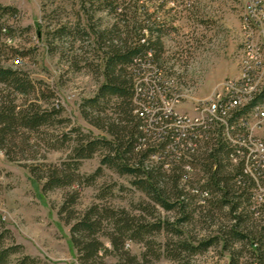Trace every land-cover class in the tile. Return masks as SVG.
<instances>
[{
    "label": "trees",
    "instance_id": "trees-1",
    "mask_svg": "<svg viewBox=\"0 0 264 264\" xmlns=\"http://www.w3.org/2000/svg\"><path fill=\"white\" fill-rule=\"evenodd\" d=\"M133 2L82 0L88 18L95 9L121 20L100 30L90 25L91 33L84 32L87 38L94 36V44L102 52L103 65L97 67L104 82L93 98L84 101L82 114L110 138H94L75 128L72 132L77 139L67 160L59 164L24 163V167L43 183L44 193L68 189L59 215L71 227L80 264H100L109 255L118 256L119 264H152L162 257L174 264H197L193 259L213 248L228 253L231 264H241L245 256L251 264H264V198L259 201L256 196L264 194V158L250 150L256 139H251L245 117L264 107V87L248 103L225 109L224 122H212L198 133L179 134L172 125L173 118L162 111L150 121V113L144 108L157 105L146 92V72L153 69V78L165 86L162 54L169 32L156 15L147 13V23L140 22L137 2ZM14 13L11 7H0V39L6 38L5 47H0V150L12 161L22 162L14 157L37 154L45 140L52 149L62 148L68 133L45 138L43 131L70 121L62 117L63 109H44L41 102H47L48 97L26 73L2 65L1 58L10 50L18 54L7 47L14 38L2 23L5 14ZM70 37L71 31L65 28L54 33L57 41ZM111 105L115 113L109 115L106 108ZM57 142L62 145L57 146ZM99 153L102 166L120 176H131L133 186L150 200L135 207L139 215L100 204L82 212L76 209L82 189L92 186L102 171L100 168L85 179L82 163ZM193 165L200 168L195 176L188 173ZM159 209L172 217L162 216ZM197 224L200 232L189 231L193 226L196 232ZM156 234L166 241L158 243ZM12 239L0 216V264H9L12 255L24 254L23 246ZM8 240L13 244L6 245ZM129 241L142 245L145 251L132 255L126 248ZM38 262L24 255L16 264Z\"/></svg>",
    "mask_w": 264,
    "mask_h": 264
},
{
    "label": "rangeland",
    "instance_id": "rangeland-1",
    "mask_svg": "<svg viewBox=\"0 0 264 264\" xmlns=\"http://www.w3.org/2000/svg\"><path fill=\"white\" fill-rule=\"evenodd\" d=\"M135 1L139 8L137 13L140 22L147 23V13L153 17L156 15L158 23L165 25L169 32L164 40L162 54V82L181 96L177 112L193 116L197 102H204L207 98L220 94L227 88L228 79L241 77L246 62L243 47L248 40L241 25L242 20H246L251 13L245 12V9L249 4L255 7L259 1H263L264 10V0ZM143 6L146 9L143 10ZM0 7L16 10L15 16L5 14L2 23L10 28L14 38V42L7 47L18 51V54L11 50L5 54L1 58L2 65L18 68L26 73L48 97L47 102H41L44 109H52L53 106L63 109L62 117L70 121L43 131L45 138L62 137L68 133L69 138L60 149H52L47 140H42L35 156H13L16 160H22L23 164L12 161L0 150V216L5 228L11 232L12 240L24 248V254L12 255L9 264H16L24 255L39 259L38 264H80L77 250L71 241V227L59 215L68 189L44 193L43 183L32 176L24 163L59 164L67 160L77 139L72 132L75 128L94 138H110L106 132L91 125L82 114L84 101L93 98L104 82L97 67L103 65L102 52L94 44V36L87 38L84 32L91 33L90 25L100 30L121 20L115 14L95 12V9L90 10L88 18L82 0H0ZM259 11H256L261 14V17L257 16L258 21L264 29V12ZM61 28L70 30L72 37L63 41L55 40L54 33ZM262 32L261 38H264V31ZM144 33L148 36L147 27ZM5 41V37L0 39V47H5ZM248 59V64L255 61L252 57ZM146 75L152 79L156 73L154 74L153 69H147ZM161 92L163 95L164 92ZM106 109H109V115L115 113L111 110L115 109L112 105ZM245 117L248 129H254L255 136L264 141V121H261V127H255L258 120L254 112ZM61 145V142H57V146ZM154 162L157 163V159ZM100 168L102 171L95 183L82 189L76 206L78 211L100 204L114 209L124 208L137 215L140 212L136 208L150 202L144 193L133 186L131 176H120L102 166L101 153L84 160L81 173L87 179ZM171 168L165 169L168 171ZM192 168L188 173L191 176L197 175L200 168L194 165ZM256 196L259 201L264 198L263 193H257ZM158 211L162 216L171 215L160 209ZM147 216L151 220L152 217ZM188 229L193 233L202 230L199 224L196 232L193 226ZM155 239L158 243L166 241L162 235H157ZM103 242L112 250L107 239L104 238ZM11 244L13 242L10 240L6 242L8 246ZM126 248L137 256L145 251L142 245L130 241ZM193 262L231 264L229 254L221 248H213L195 257ZM151 263L174 264L165 257L159 262ZM100 264H119V257L109 255ZM241 264H251V259L245 256L241 259Z\"/></svg>",
    "mask_w": 264,
    "mask_h": 264
},
{
    "label": "built area",
    "instance_id": "built-area-1",
    "mask_svg": "<svg viewBox=\"0 0 264 264\" xmlns=\"http://www.w3.org/2000/svg\"><path fill=\"white\" fill-rule=\"evenodd\" d=\"M263 6H250L246 7L245 12H251L250 20H242V30L248 35L246 44H250L249 55H246V67L243 69V74L239 79L230 78L226 82L227 88L216 96L207 98L204 102H197L194 106L195 114L188 116L176 111L178 103L181 101V96L173 92L167 85L161 87L152 77L145 78L146 92L149 98L154 99L157 106L144 108L148 109L150 113V121H155L156 114L162 111L167 117L173 118V127L177 128L179 134L185 136L189 132L198 133L202 128L208 126L212 122H224L225 109L235 108L238 105L248 103L250 99L264 87V73H259V67H250L248 65V57H255L259 60L264 59V40L261 35H254V26H261L258 21L260 12ZM257 11V12H256ZM261 31L264 29L261 26ZM233 85V86H230ZM138 85V93L140 94L141 88ZM169 90V91H168ZM164 94L162 95V92ZM257 109V108H256ZM257 122L255 127H261V121H264V109H257L255 112ZM248 126V123H247ZM254 127V128H255ZM250 131L251 139H256L252 142L250 147L251 152H256L259 157L264 158V141L255 136L254 129ZM196 137V135H194Z\"/></svg>",
    "mask_w": 264,
    "mask_h": 264
},
{
    "label": "bare ground",
    "instance_id": "bare-ground-1",
    "mask_svg": "<svg viewBox=\"0 0 264 264\" xmlns=\"http://www.w3.org/2000/svg\"><path fill=\"white\" fill-rule=\"evenodd\" d=\"M260 5V6H263V1H259L257 6ZM264 12V10H262ZM260 17H261V14H260ZM246 20H250L251 19V13H249V15L245 18ZM257 33H259L261 36L263 35V32L261 31V26H254V35H256ZM258 35V34H257ZM264 40V38H263ZM249 52H250V44H246L244 45L243 47V53H244V56L246 57V55H249ZM255 59V61H251L250 64H248L250 67H259V73H264V59H261L260 60V66H259V60H257V58L255 57H252ZM250 59V58H249ZM248 59V60H249ZM243 67H246V62L245 64L243 65ZM263 105V104H262ZM261 105V106H262ZM257 109H264V107H257ZM224 121H225V118H224ZM243 122V121H242ZM226 125V124H225Z\"/></svg>",
    "mask_w": 264,
    "mask_h": 264
}]
</instances>
